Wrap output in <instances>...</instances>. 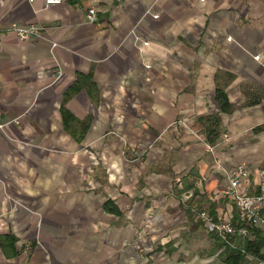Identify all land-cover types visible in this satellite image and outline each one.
<instances>
[{
  "label": "crops",
  "instance_id": "1",
  "mask_svg": "<svg viewBox=\"0 0 264 264\" xmlns=\"http://www.w3.org/2000/svg\"><path fill=\"white\" fill-rule=\"evenodd\" d=\"M0 120V264H225L195 214L258 188L264 0H0Z\"/></svg>",
  "mask_w": 264,
  "mask_h": 264
},
{
  "label": "built area",
  "instance_id": "2",
  "mask_svg": "<svg viewBox=\"0 0 264 264\" xmlns=\"http://www.w3.org/2000/svg\"><path fill=\"white\" fill-rule=\"evenodd\" d=\"M95 9L91 8L88 18L93 20ZM157 16V15H155ZM22 40H29L41 36L36 26H14L13 28ZM258 57V56H257ZM6 122L0 120V128ZM259 183L256 191L241 188L243 179L250 175V168L246 162H239L227 171L228 183L222 189L224 195L233 199L237 217L235 219L217 218L209 211L200 209L196 212V220L202 222L208 232L217 234L223 240L237 246L236 238L246 239L252 234V227L264 226V167L257 169Z\"/></svg>",
  "mask_w": 264,
  "mask_h": 264
},
{
  "label": "trees",
  "instance_id": "3",
  "mask_svg": "<svg viewBox=\"0 0 264 264\" xmlns=\"http://www.w3.org/2000/svg\"><path fill=\"white\" fill-rule=\"evenodd\" d=\"M80 78L86 79V77L79 76V78L73 83L71 89L77 90L80 87ZM216 100L220 106L222 112H230L233 109L227 92L218 87L216 89ZM253 100V99H252ZM253 101H251L252 103ZM219 116H206L205 117V134L206 141L212 143L216 140L217 136L221 132L219 127ZM107 207L115 212H120L117 205L111 203V200L106 201ZM237 217V213L235 218ZM234 218V219H235ZM214 238H216V251L223 248L220 251V255L223 257L225 264H247L250 256L257 260L264 261V229L262 227H252V234L246 239L239 237L240 241H236L237 246L230 244L223 240L217 234L209 232Z\"/></svg>",
  "mask_w": 264,
  "mask_h": 264
},
{
  "label": "rangeland",
  "instance_id": "4",
  "mask_svg": "<svg viewBox=\"0 0 264 264\" xmlns=\"http://www.w3.org/2000/svg\"><path fill=\"white\" fill-rule=\"evenodd\" d=\"M128 145L125 143L124 145H123V148H124V151H126V147H127ZM127 152V151H126ZM127 154V153H126ZM207 230V229H206ZM208 231V230H207ZM204 232H205V230H204ZM211 238V237H210ZM214 240H215V245H217L216 244V238H214ZM256 261H258L257 259H255L254 257H252V256H250V258H249V261L247 262V264H252V263H255Z\"/></svg>",
  "mask_w": 264,
  "mask_h": 264
}]
</instances>
